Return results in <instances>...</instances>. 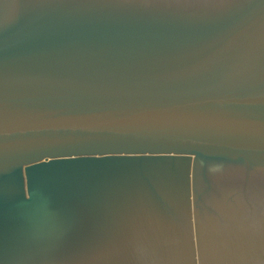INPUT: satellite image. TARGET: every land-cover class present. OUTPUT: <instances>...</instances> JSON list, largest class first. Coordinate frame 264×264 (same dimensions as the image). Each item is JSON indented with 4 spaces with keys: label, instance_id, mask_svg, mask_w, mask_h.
<instances>
[{
    "label": "water",
    "instance_id": "obj_1",
    "mask_svg": "<svg viewBox=\"0 0 264 264\" xmlns=\"http://www.w3.org/2000/svg\"><path fill=\"white\" fill-rule=\"evenodd\" d=\"M0 264H264V0H0Z\"/></svg>",
    "mask_w": 264,
    "mask_h": 264
}]
</instances>
